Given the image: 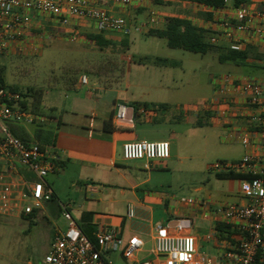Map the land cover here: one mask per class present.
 Segmentation results:
<instances>
[{"label":"crops","instance_id":"crops-1","mask_svg":"<svg viewBox=\"0 0 264 264\" xmlns=\"http://www.w3.org/2000/svg\"><path fill=\"white\" fill-rule=\"evenodd\" d=\"M263 1L226 0L224 8L210 9L209 12H205L196 8L190 0H156L154 5L143 0H136L134 5L127 9L112 6L107 8L115 16L125 17L136 24H146L147 27L141 32H134L129 36L113 32L104 34L97 30L91 20L83 17L74 18L67 26L55 25L58 28L56 36L77 34L87 38L104 34V40L126 44L130 48L134 38L148 37L151 36V31L165 30L168 18L190 20L199 28L206 29L211 22L230 20L235 8L240 4H259ZM95 5L107 6L102 0ZM152 8L158 13L156 23L151 22L150 9ZM44 20V17L35 16V22ZM218 47L219 54L229 52L227 41L220 42ZM244 52H248L245 62H252L264 73V49L251 47ZM125 61L122 79L117 83L122 85L124 82L125 90L109 89L114 86V83H109V79H95L93 86L90 87V81L87 85H82L79 78L75 89H63L65 92L75 91L76 93L71 99L67 98L69 102L63 103L56 97L53 101L58 106L46 107L59 118L51 125H57V127L54 130V139L49 146L54 147V150L60 154L62 163L58 171L47 177V182L55 196L52 201L45 204L43 210H46V207L54 209L56 206L59 211V187L68 177L72 187L80 186L85 191V199L81 197L79 204H69L70 210L79 225L90 226L88 228L94 237L102 228L106 231H117L125 241L138 236L145 241V249L142 253L147 257L154 247L155 227L158 224H165L176 218L191 219L193 225L184 233L197 238L199 249L212 256L214 264H234L226 258L234 242L232 230L229 228V231L219 232L217 226L221 222L216 221L213 216H196L185 202L168 194L172 180L171 172L182 160L178 149L173 147L177 142L182 141L188 124L199 127L200 117L203 118L202 114L209 115L210 118L207 121H210L212 128L218 130L224 142L240 148L241 155L238 162L249 152V148L235 135L255 131V125L250 117L255 113V108L245 102L243 95L226 91L222 84L219 87L216 80L214 83L218 85V88L213 91L212 102L208 103L209 101L204 100L200 105H193L191 102L188 105L187 100L192 101V99L186 98V85H183V82L176 83L178 77L173 76L171 81L173 83H167L164 75H157L155 84L148 82L137 85L130 80L133 60L128 56ZM254 77H264V74L254 75ZM85 86L88 90L82 92ZM105 90L104 95L98 94L99 91ZM109 93L111 96L108 98ZM119 104L129 107L128 119L123 122H118L115 118ZM162 120H164L163 124L169 125L168 132L150 140L152 138L148 137L149 132L156 131ZM106 122H110L109 126L115 129L111 132L105 130ZM141 140L168 141L171 146L170 158L153 163L150 171L144 169L142 161H126L123 157L124 144ZM255 145L253 149L260 151L264 147V142ZM50 176L53 178L48 180ZM233 177L241 188L242 176L234 174ZM129 207L134 210L132 218L128 215ZM106 257L116 264H128L120 253H110Z\"/></svg>","mask_w":264,"mask_h":264},{"label":"built area","instance_id":"built-area-1","mask_svg":"<svg viewBox=\"0 0 264 264\" xmlns=\"http://www.w3.org/2000/svg\"><path fill=\"white\" fill-rule=\"evenodd\" d=\"M99 0H0V56L11 54H37L43 40L55 38V26H67L74 18L86 17L102 33L113 32L129 36L141 32L144 23L115 16L108 6L127 9L136 0H102L107 6L95 5ZM142 1V0H141ZM154 5L156 0H143ZM193 3V2H192ZM196 8L209 12L211 7L194 3ZM35 16L45 20L35 22ZM151 22L156 23L158 13L150 9ZM226 20V19H225ZM211 22L200 28L207 31V41L214 46L227 41L229 50L244 52L247 48L264 49V1L259 4H240L230 20ZM190 21V20H189ZM50 22V23H49ZM194 26L192 21H190ZM55 23V24H54ZM198 27V26H196ZM199 28V27H198ZM77 41L79 35H69ZM219 84L226 91L244 96L245 102L255 108L251 121L252 133L235 135L249 152L238 162L216 164L210 169L218 175L242 176L240 193L246 201L239 204L203 203L190 201L187 207L196 216H213L226 223L234 235L232 250L226 258L234 264H256L260 253L264 259V147L254 150L255 144L264 142V77H236L226 75ZM88 77L81 78L87 85ZM21 95L8 87H0V216L26 217L45 208L54 199V191L47 182L51 173L59 170L62 158L54 147L37 141L25 142L15 136L8 124L36 125L45 128L57 119L23 109ZM129 107L117 105L115 118L118 122L128 119ZM171 156L168 141L141 140L125 143L123 157L126 161H142L145 170H152L153 163L166 161ZM61 215L67 228L57 229L50 250L40 264H116L106 256L120 253L128 264H214L209 254L202 252L197 238L184 231L191 229V219H174L155 227L154 247L149 255L140 260L145 241L138 237L124 240L115 231L100 229L96 244L82 231L74 218L70 205L59 202ZM129 217L134 210L129 207Z\"/></svg>","mask_w":264,"mask_h":264},{"label":"rangeland","instance_id":"rangeland-1","mask_svg":"<svg viewBox=\"0 0 264 264\" xmlns=\"http://www.w3.org/2000/svg\"><path fill=\"white\" fill-rule=\"evenodd\" d=\"M104 34L100 36L103 40ZM128 47L117 43L100 47L80 35L77 41H73L70 36H55L43 40L37 54L0 56V66L5 70V85L18 88L28 108L38 110L45 109L48 105L58 106L53 101L56 97L63 103L69 102L76 93L65 92L63 89L73 79L80 78L81 81L85 75L90 81V87L95 79H109V83H114L109 89L125 90L124 82L121 81L122 85L117 83L122 79L128 56L133 60L130 76L133 83L155 84L157 75H164L167 83L172 81L173 76L178 77L176 83L183 82L186 85V98L192 99L187 100L188 105L190 102L200 105L204 100L212 102L214 89L221 86L214 81H219L228 74L246 77L264 74L252 62L235 65L232 61H221L218 46L217 51L201 54L170 48L165 38L138 36ZM87 90L88 87L85 86L82 92ZM99 92L98 94L104 95L106 90ZM108 95L109 98L111 94ZM202 117L199 127H194L193 124L185 127L182 141L173 147L178 149L182 160L171 172L168 194L185 204L194 200L205 204H239L246 201L235 178L223 180L210 169L216 164L237 162L241 155L240 148L224 142L218 130L212 128L210 121H207L209 115L202 114ZM163 122L164 120L159 123L160 127L156 131L149 132L148 137L152 138L150 140L168 132L169 125ZM7 126L14 129L20 139L42 144L47 143L48 139L53 140L47 129L50 125L44 131H40L36 125ZM51 178L53 177L50 176L48 180ZM59 188V202L71 205L79 204L81 197L85 199L84 188L72 187L68 177ZM66 228L67 222L56 206L54 209L46 207V210H40L34 219L0 216V264H40L50 250L57 229ZM145 257L143 253L138 256L140 260Z\"/></svg>","mask_w":264,"mask_h":264},{"label":"trees","instance_id":"trees-1","mask_svg":"<svg viewBox=\"0 0 264 264\" xmlns=\"http://www.w3.org/2000/svg\"><path fill=\"white\" fill-rule=\"evenodd\" d=\"M190 1L193 3L206 5L213 9H222L226 5V0H190ZM206 34H207V31L194 26L188 20H183L179 18H168L167 26L165 30L150 32L151 36L165 38L167 40V45L173 49H181L184 51L201 53V54H207L214 50L217 51L218 47L211 45L207 41ZM83 38L95 42V44L100 47L110 46L112 44L111 42L103 40L100 36H88L87 38L86 37H83ZM219 57H220V60L223 62L232 61L236 63H244L248 58V52H234V51L229 50V52L227 53H220ZM77 83H78V79L77 78L73 79L72 81H70L69 86L66 87V89H75ZM0 87H7L5 85V70L2 66H0ZM9 89L21 95V100L19 102V105L23 109L31 110L35 113L44 114V115H47L49 117L59 120V118H57V116L53 114L51 110L46 111L44 109L38 110V109L28 108L26 100L23 97V94L19 92L18 88L12 87ZM109 124L110 122L105 123V130H109V132H111L115 128H113L112 126H109ZM55 127H57V125L50 126L47 128L49 130L48 132L49 136L53 137V139H54V133H55L54 130L56 129ZM39 129L40 131H44V128H39ZM11 131L15 136H17L15 134L16 132L14 131V129L13 130L11 129ZM22 140L25 142H29L28 139L27 140L22 139ZM51 141L48 139L46 141L47 143L45 144L40 143V144L49 146L52 143ZM233 175L234 174H221L218 176L221 179H231V178H234ZM28 218L34 219L36 218V214L30 215ZM228 226L229 225H227L226 223L221 222L218 224L217 229L219 232H224L225 230L229 231L230 227ZM88 227L90 228V226L88 225L87 227L86 225H80V228L82 229V231L90 238V240L94 244H96V238L92 235V232L89 230ZM229 234H231V232H229ZM256 259H257L256 264H264V261H263L264 259L260 253L257 255Z\"/></svg>","mask_w":264,"mask_h":264}]
</instances>
